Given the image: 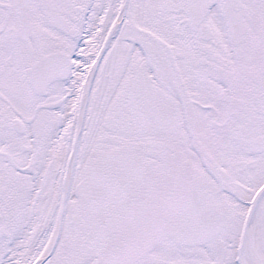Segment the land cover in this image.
Segmentation results:
<instances>
[{
  "label": "snow or ice",
  "instance_id": "6c2138e0",
  "mask_svg": "<svg viewBox=\"0 0 264 264\" xmlns=\"http://www.w3.org/2000/svg\"><path fill=\"white\" fill-rule=\"evenodd\" d=\"M0 264H264V0H0Z\"/></svg>",
  "mask_w": 264,
  "mask_h": 264
}]
</instances>
